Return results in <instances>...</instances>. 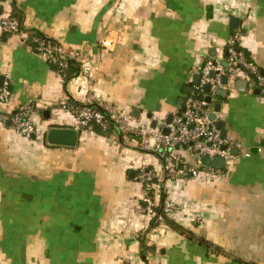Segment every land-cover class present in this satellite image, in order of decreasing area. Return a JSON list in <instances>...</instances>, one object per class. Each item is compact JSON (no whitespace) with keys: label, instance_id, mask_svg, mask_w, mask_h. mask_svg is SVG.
Here are the masks:
<instances>
[{"label":"crops","instance_id":"1","mask_svg":"<svg viewBox=\"0 0 264 264\" xmlns=\"http://www.w3.org/2000/svg\"><path fill=\"white\" fill-rule=\"evenodd\" d=\"M15 13L73 57L87 53L77 62L90 73L65 78L0 27V74L12 89L0 108L32 107L35 125L27 137L0 122V264H264V91L254 82L208 106L222 103L227 138L244 145L236 157L219 169L184 150L200 173L164 180L177 206L169 217L185 230L135 210L136 172L145 163L162 174L160 156L114 130L74 127L68 107L96 99L149 126V113L166 121L203 62L226 58L235 31L264 74V0H0V18ZM52 126L78 129L77 144H49Z\"/></svg>","mask_w":264,"mask_h":264},{"label":"built area","instance_id":"2","mask_svg":"<svg viewBox=\"0 0 264 264\" xmlns=\"http://www.w3.org/2000/svg\"><path fill=\"white\" fill-rule=\"evenodd\" d=\"M0 27L4 34H18L24 39H30V32L23 27L21 19L13 14L1 17ZM31 40L35 44V48L33 47L35 51L49 63L55 64L61 75L67 68L70 59L88 58L87 53L73 57L59 41L46 35L32 36ZM101 43L107 48L113 43V40L106 36ZM225 52L224 60L208 57L203 62L200 69V82L186 96L185 111L175 113L169 124H166L165 119L161 120L162 122L157 119V127L153 128L140 123L131 112L119 111L115 106L96 99L93 100L95 102L69 103L68 107L75 116L74 127L80 129L97 123L106 130L112 126L119 135L121 134L128 140H139L141 147L160 156L162 174L159 173L157 167L145 163L136 172V178L141 184V195L135 203V210L138 212L162 220L163 215L158 212L159 206L166 215H170L176 209V203L167 197L164 180L174 176H197L200 173L198 165L190 163L189 159L183 155L184 150L201 165V158L204 155L220 156L229 160L236 157V154L233 153L234 149H243L242 141L221 136V127L210 117L209 103L206 97L208 95L216 97L217 89L223 86V75H228L233 80L240 73L241 76L251 80L264 91V74L243 49L240 31H235L227 37ZM224 61H227V65L224 64ZM80 72L89 75V66L83 65ZM205 84L210 85L208 92L204 90ZM11 95L10 81L4 79L0 86V102H7ZM31 113L32 107L29 106L19 107L11 113L0 108V122L5 123L10 120L17 133L31 137L35 133ZM159 123H164L169 127L168 134L163 133L162 128L158 127ZM243 155L250 157L252 153L247 150L243 152ZM163 192L165 197L162 200ZM131 264L138 263L132 262Z\"/></svg>","mask_w":264,"mask_h":264},{"label":"water","instance_id":"3","mask_svg":"<svg viewBox=\"0 0 264 264\" xmlns=\"http://www.w3.org/2000/svg\"><path fill=\"white\" fill-rule=\"evenodd\" d=\"M241 24V18L238 16H235L233 14H231L229 16V26L231 29H238L240 27ZM224 64L227 65V61H224ZM214 76V73L212 74ZM5 79V75L0 74V86L2 85L3 81ZM201 79V74L197 73L194 76V81L193 83L195 85L199 84ZM249 79L245 78V79H237L235 82H233L230 77L228 75H223L222 76V87H219L217 89L216 92V96H227L230 93V89L232 87V84L234 86L235 89H243L245 90L248 86L249 83ZM233 82V83H231ZM193 87L192 86H188V89H184V93L185 95L189 94L192 91ZM210 89V85L209 84H205L204 85V90L206 92H208ZM185 99L186 96L181 98V101L179 102V105L181 106V112L185 111ZM213 97L208 95L206 97V100L208 101L209 104H211L213 102ZM209 106V105H208ZM222 108V103L218 102L215 104L214 110L211 111L210 113V117L216 121L217 125L219 127H221V136L223 138L227 137V131L226 129L223 128L224 123L223 121H221L220 119L217 118L218 113L221 111ZM173 113H170L167 118H166V124H169L172 122L173 120ZM152 113L148 114V117L151 119V127L155 128L157 127V122L158 120L156 118L152 117ZM9 123H11V121H9ZM158 127L162 128L163 133L168 134L169 133V127L167 125H165L164 123H159ZM79 139V130L72 128V127H56V126H52L48 129L47 132V142L49 144H59V145H67V146H75L77 144V141ZM236 152V150H234ZM201 162L203 165L206 166H211L214 168H219L222 169L226 166L227 164V160L223 157L220 156H215V157H211L209 155H204L201 158Z\"/></svg>","mask_w":264,"mask_h":264},{"label":"trees","instance_id":"4","mask_svg":"<svg viewBox=\"0 0 264 264\" xmlns=\"http://www.w3.org/2000/svg\"><path fill=\"white\" fill-rule=\"evenodd\" d=\"M13 15H15L16 17H18L19 19H21L19 16H17V13H15V14H13ZM22 21V20H21ZM22 23H23V21H22ZM24 25V24H23ZM24 27V26H23ZM29 31V30H28ZM30 32V39H29V41L31 42V44H32V46L35 48V44L32 42V40H31V38H32V36H40V35H42L43 36V34H41L40 32H35V31H29ZM55 65V64H54ZM56 66V65H55ZM57 67V66H56ZM70 67H73V70H69L70 69ZM81 65H80V63L79 62H77V60L76 59H70L69 60V64H68V66H67V68L66 69H64V71L62 72V74H63V76L65 77V78H69L72 74L74 75V74H78V73H80V71H81ZM57 69H58V67H57ZM76 103V102H75ZM76 104H80L79 102L78 103H76ZM95 128V129H97V130H100V131H102V132H104V133H108V132H110V130H113V127L111 126V127H109L108 129H106V130H104L99 124H97V123H94V124H92L91 126H89L88 128ZM165 197V193L163 192L162 193V195H161V198H162V200H163V198ZM158 212L160 213V214H162L163 215V219L162 220H160L159 218H156V217H154V218H152V225L154 226V225H158L160 222H162V221H164V222H166V223H168V224H170L171 226H174V227H177V228H181V230H185V229H183V227H181V225L180 224H178L177 222H174L170 217H169V215H166L165 213H164V211H163V209L161 208V206H159L158 207ZM141 241H142V245H143V250L146 248V244H145V239H144V237L143 236H141ZM246 263L247 264H259V263H255L254 261H246Z\"/></svg>","mask_w":264,"mask_h":264}]
</instances>
